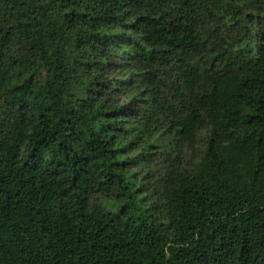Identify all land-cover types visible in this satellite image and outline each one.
I'll return each instance as SVG.
<instances>
[{"label":"trees","instance_id":"16d2710c","mask_svg":"<svg viewBox=\"0 0 264 264\" xmlns=\"http://www.w3.org/2000/svg\"><path fill=\"white\" fill-rule=\"evenodd\" d=\"M0 264H264V0H0Z\"/></svg>","mask_w":264,"mask_h":264}]
</instances>
